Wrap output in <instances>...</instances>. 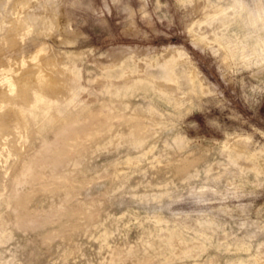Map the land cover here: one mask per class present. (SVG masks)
I'll list each match as a JSON object with an SVG mask.
<instances>
[{
    "label": "rangeland",
    "instance_id": "rangeland-1",
    "mask_svg": "<svg viewBox=\"0 0 264 264\" xmlns=\"http://www.w3.org/2000/svg\"><path fill=\"white\" fill-rule=\"evenodd\" d=\"M21 9L0 84L39 48L70 80L7 111L0 264H264V0Z\"/></svg>",
    "mask_w": 264,
    "mask_h": 264
},
{
    "label": "bare ground",
    "instance_id": "bare-ground-1",
    "mask_svg": "<svg viewBox=\"0 0 264 264\" xmlns=\"http://www.w3.org/2000/svg\"><path fill=\"white\" fill-rule=\"evenodd\" d=\"M29 4H30V0H0V8L3 11L2 12L0 10L1 11L0 12V43L7 42V44H8V41L10 42L11 38L15 39L16 36H19L20 34H22V31H24L23 29L28 28V22H31V24L32 23L37 24L36 22L38 20L40 22L45 21L43 17H38L36 15H29L30 13L21 15V14L15 12V10L17 8L24 9ZM38 24H40V23H38ZM19 38H18V40H19ZM15 42H16V40H15ZM43 50H44V48H39L32 55L28 56V58H23V59L21 58L22 59L21 63L23 66L26 65V63L30 59L32 61V64H33V65L31 64L32 67L28 71H25V72H23L24 69L21 70L22 68L21 69L18 68V69H20V73H16V74H14V73L9 74L8 73L7 74L8 78L4 83L6 88H3V90H2L0 87V139L2 138V136L6 135V134L8 136L10 135L11 131H9V130H8L9 133H6V131L4 133V128L7 125H9V127L11 126L13 128V133L11 132L12 134H14V127H16V126H19L23 129L27 127L25 116L22 112H20L19 115L14 113L15 114L14 116L9 115L12 113L8 114L7 111L13 110L15 108L14 107L15 104H17V103H33L34 99L38 98L39 96L43 97L46 94H50L49 93L50 91H52L53 92L52 94H54L51 97L59 96L63 92L67 93V91H68L65 88V84H67L69 82L70 75L67 74L63 69L59 70L56 67L55 62H51L49 60H47V62H41L42 60H41L40 55L42 56ZM174 57L175 58L177 57V52L171 54L170 56H168L166 58V65L167 66L171 64ZM30 63L31 62H29V64ZM20 64H19V66H20ZM11 69L12 68H10L9 70H11ZM14 71L16 72V70H14ZM17 71H19V70H17ZM5 72H6V70H5ZM9 72H11V71H9ZM23 73H24V75L22 77H20L19 75H21ZM191 77H193L194 79L197 78L196 75H194V74H192ZM198 80L200 82V87L202 86L205 89L206 86H204V84L206 82L203 84L201 78H198ZM168 81H169L168 83L164 82L163 84H161L159 86L170 87L171 86L170 82L174 81V78L172 77V75L169 76ZM4 85L0 84V86H4ZM62 90H63V92H62ZM201 90H202V88H201ZM28 93H31L32 96H30ZM12 140H14V139H12ZM15 143H16V141H15ZM238 146H241V145H238Z\"/></svg>",
    "mask_w": 264,
    "mask_h": 264
}]
</instances>
